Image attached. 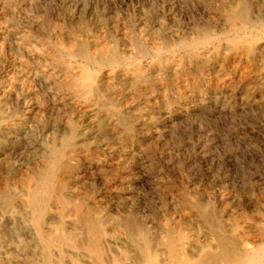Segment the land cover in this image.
Here are the masks:
<instances>
[{"label": "rangeland", "instance_id": "374dc122", "mask_svg": "<svg viewBox=\"0 0 264 264\" xmlns=\"http://www.w3.org/2000/svg\"><path fill=\"white\" fill-rule=\"evenodd\" d=\"M221 3L222 0H0L5 14L0 31L6 32L3 27L7 25L13 27L14 34L22 32L42 50L48 64L20 49L14 37L0 38V86L22 79L27 98L39 108L35 117L22 122V100L15 94L10 96L6 112L11 115L10 124L16 125L8 140L20 138L26 128L27 132L33 129L36 146L51 134L62 135L71 122H76L80 132L91 127L76 160L84 170L93 166L97 171L95 177L88 175L72 183L77 199L92 198L91 205L99 207L98 216L107 217L112 233L133 217L162 242L167 228H176L192 240V256L216 245L215 233L201 220L192 199L209 210L213 205L219 208L217 215L221 217L220 207L227 198L228 217L221 219L227 230H233L235 220L237 231L246 227L247 244L252 243V238L261 240L258 227L264 225V44H259L263 47L259 57L230 51V43L224 38ZM206 23L219 41L195 53L177 46ZM76 41L93 50L117 44L122 54L137 53L138 43L156 48L166 42L176 51L171 64L151 65L150 59L139 63L134 58L125 72L100 79L102 94L115 108L103 107L102 97H97L90 108H77L73 113L61 108L47 76L57 79L58 73L61 78V66H54L55 54L73 48ZM136 66L139 70L134 69ZM136 77L140 80L138 86L134 83ZM97 111L106 121L101 131L94 127L95 123L92 125L97 123L96 117H89ZM123 114L129 131L121 122ZM19 141L14 146L27 147L23 144L27 141ZM88 150L93 153L89 155ZM109 164L113 165L112 175L105 178L100 170ZM1 168L14 183L26 175L21 172L15 176L16 167L11 162ZM105 184L108 194L101 195L104 198L99 203V192ZM107 201L116 203L109 207ZM117 247H128L124 234Z\"/></svg>", "mask_w": 264, "mask_h": 264}, {"label": "bare ground", "instance_id": "6f19581e", "mask_svg": "<svg viewBox=\"0 0 264 264\" xmlns=\"http://www.w3.org/2000/svg\"><path fill=\"white\" fill-rule=\"evenodd\" d=\"M220 9L223 11V22H225L223 24L224 38L230 43V51L236 55L259 57L264 47L259 45L264 44V0H222ZM3 18L5 14L3 7L0 6V22L4 20ZM3 30L6 32L0 31V38H3L2 35L14 37L19 42L18 47L33 56L34 60L45 61L42 50L32 45L24 35H21L22 32L14 34L13 27L7 25L3 27ZM217 40L219 41L220 38L206 23L201 30L188 34L180 40L177 46L195 53L200 49L208 48ZM76 42L73 48L61 50V53L53 56L56 61L54 66H61V78L58 73L57 79L47 76L50 89L56 94L59 103L61 102V108L69 109L73 113L77 108H90L97 97H102L103 107L109 105L115 108L114 103L102 94L100 79L125 72L133 64L134 58L139 63L150 59L151 65L171 64L176 51L166 42L156 48H148L143 43H138L135 54L120 53L117 44L103 45L93 50L82 41ZM44 63L48 65L47 61ZM139 66L134 69L139 70ZM134 83L138 86L140 80L136 77ZM12 94L22 100L21 106L25 116L22 122L28 117H35L39 109L32 99L29 100L30 97L27 98L29 94L22 79L18 78L16 82L9 83L8 86H0V264H264V225L258 227L262 235L261 240L257 242L252 238L250 244L244 240L245 235L248 234L246 227L241 232L237 231L236 220L231 226L233 230H227L225 221L221 219V217H228L226 215L229 205L227 198H223L220 207L221 217L217 215L219 208L214 205L209 210V207L199 200H191L199 217L211 227L216 239L214 247L201 249L196 256L190 253L192 240L173 227L167 228L163 242L152 236L149 227L136 221V217L131 218V221L123 222L120 230L112 233L110 221L106 216H98L99 207L91 205L92 198L77 199V191L72 187L74 181L84 179L88 175L96 176L97 168L90 166L84 170L76 160L80 158L81 147L87 141L85 138L89 139L92 128L89 127L80 132L76 122H71L68 129L63 134L61 132L62 135L51 134L36 146L32 138L33 129H29L30 133L26 128L20 138L9 141L10 131L16 125L10 124L11 115L6 112L7 103ZM89 117L93 119L96 117L97 123L92 121V125L95 123L94 127H98L100 131L105 129V118L100 116L98 111L97 114L93 113ZM120 119L129 131V122L125 115L123 114ZM89 120L91 122L92 119ZM18 140L27 141L23 143L27 147L14 146ZM91 153L93 151L88 150V154ZM10 162L16 167L15 176L25 172L26 175L20 182L14 183L15 180L9 179L10 175H4L1 172V167ZM110 169H113L112 164L101 167V175L105 178L109 177L112 175ZM129 181L131 182V179ZM99 193L101 198L99 203H101L104 198L101 195L108 194V185L105 184ZM106 203L111 207L116 202L107 201ZM261 206L264 208V201L261 202ZM122 234L126 236L128 243L125 249L117 247Z\"/></svg>", "mask_w": 264, "mask_h": 264}]
</instances>
